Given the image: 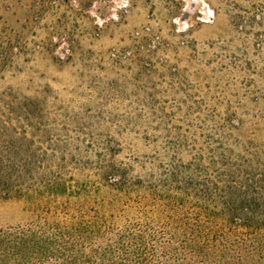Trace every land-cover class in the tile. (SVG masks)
Segmentation results:
<instances>
[{"label": "rangeland", "instance_id": "obj_1", "mask_svg": "<svg viewBox=\"0 0 264 264\" xmlns=\"http://www.w3.org/2000/svg\"><path fill=\"white\" fill-rule=\"evenodd\" d=\"M0 164V226L50 182L100 201L125 178L262 217L264 0H0Z\"/></svg>", "mask_w": 264, "mask_h": 264}, {"label": "trees", "instance_id": "obj_2", "mask_svg": "<svg viewBox=\"0 0 264 264\" xmlns=\"http://www.w3.org/2000/svg\"><path fill=\"white\" fill-rule=\"evenodd\" d=\"M17 187L0 164V197ZM107 187L100 201L88 185L36 188L33 219L0 226V264H264V215L234 188L210 201L211 188L192 183L166 190L125 178Z\"/></svg>", "mask_w": 264, "mask_h": 264}]
</instances>
